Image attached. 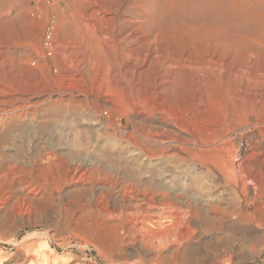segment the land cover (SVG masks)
Returning a JSON list of instances; mask_svg holds the SVG:
<instances>
[{"label":"rangeland","instance_id":"obj_1","mask_svg":"<svg viewBox=\"0 0 264 264\" xmlns=\"http://www.w3.org/2000/svg\"><path fill=\"white\" fill-rule=\"evenodd\" d=\"M43 1L48 3V18L36 5ZM90 1L33 0L31 6L35 7V13L29 14L21 8L7 16L9 21L0 20V102L26 101L52 93L69 96L82 92L81 95L85 96L82 97L83 108L74 105L69 110L65 107L62 112L60 110L50 116L47 110L43 111L38 121L43 123L44 130L54 131L59 138L61 130L70 124L79 126L84 131L82 149L79 150H86L85 155L90 152L92 157L82 156L78 160H110L108 169L114 162L119 170H130L134 172L135 179L142 178L150 183L159 182L162 178L178 180L189 172L188 165L179 160H190V155L177 147L167 149L159 156L145 155L146 148L161 147L157 134L166 130L177 134L174 128L168 127L171 124L181 125L193 135L200 128L211 125L223 123L228 129H233L248 122L252 128L235 139L236 151L241 149L238 160H245L250 150L262 143L263 136L257 128V101L264 91H257L254 102L250 94L243 90L240 92V88L264 79V0H220L222 16L182 21L157 13L156 1L161 0H97L102 7L112 9V15L116 17L123 15L132 3L139 6L146 3V7H153L152 12L139 16L141 21H145L153 14L152 23L139 29L146 35L155 32L161 35L162 46L157 53L159 64L148 61L142 65L138 62L136 67H133V59L120 60L117 46V50L109 51L106 56L96 50L94 42L87 44L89 37L86 38L88 35L81 29L79 21ZM131 13L135 16L137 11ZM55 22L60 28H55ZM109 27L113 35L122 32L119 26ZM210 61L220 62L222 70L208 71ZM126 65L133 67V75L124 72ZM238 70H242V74H237ZM203 73L206 78L200 85L198 81ZM159 77L164 78L166 90L155 97L151 89ZM104 100L111 103L110 108L104 106ZM118 121L120 127L116 125ZM31 141L30 136L26 138L24 133L0 141V163L16 161L24 169L20 176L0 180L3 182H0V195L10 194L12 190L14 194L18 193L23 185L15 188L10 183L14 179L26 178V174L30 180L43 182L71 168L68 156L64 158L66 160L59 161L35 159L37 147ZM63 148L70 151L73 147ZM128 160H144L146 163L143 162L142 169H139L140 162L131 161L130 164ZM148 160L164 161L157 164ZM197 170L203 178L201 168ZM190 186L196 189L195 183L191 182ZM76 188L81 187L64 191L62 195L47 196L40 207L43 209L35 212V219H38L34 227H22L17 233L0 231V264L22 263L26 252L19 248L27 241H36L37 250L45 253V257L56 258L63 264L84 261L107 264L108 257L117 254L112 243H107L113 239L112 233L98 224L93 215L87 217L97 209L93 202L96 194L89 192L77 200L69 198L70 191ZM194 192L192 195L196 194ZM47 231L49 235L44 236ZM241 244L239 264H264L263 244L252 251ZM212 249L211 246L208 250ZM205 254L212 256L209 251L204 252L197 264H207ZM5 260L7 262H2Z\"/></svg>","mask_w":264,"mask_h":264},{"label":"bare ground","instance_id":"obj_2","mask_svg":"<svg viewBox=\"0 0 264 264\" xmlns=\"http://www.w3.org/2000/svg\"><path fill=\"white\" fill-rule=\"evenodd\" d=\"M31 2L33 0L30 2L0 0V20L9 21L7 16L21 8H25L29 14L33 13L35 7L31 6ZM145 4L139 6L132 3L123 15L116 17L112 15V9L102 7L97 0L87 2V6L82 8L84 13L79 21L81 29L88 35L86 38L89 37L87 44L94 42L96 50L106 56L117 46V49H120H118L120 60L133 59V67H136L138 62L142 65L148 61L151 64H159L157 53L162 46L161 35L157 32L146 35L144 30L140 31L146 24L152 23L153 19L152 14L145 21L140 20L139 16L142 13L152 12L153 9L152 6L146 7ZM156 4L157 13L169 15L180 21L223 14L220 0H161L156 1ZM36 5L48 18L50 14L48 3L43 1ZM132 11H137V14L132 15ZM215 18L228 20L225 17ZM109 26L113 28L119 26L122 32L113 35V30L109 31L111 28ZM113 52L115 55V51ZM219 63L210 61L207 66L208 71L222 70ZM125 67L124 72L133 75V67L129 65ZM237 74H242V70H238ZM160 77L154 80L152 85L151 91L155 97L166 90L164 78ZM205 78L206 75L203 73V77L198 81L199 84L203 83ZM259 81L260 83L251 86L245 84L246 88H240V92L243 90L249 93L255 102L257 91L262 90V93L264 91V79ZM81 93L75 92L69 96L52 93L32 97L26 101L18 99L0 102V141H7L14 135L24 133L26 138L27 135L30 136L31 143L37 147L35 159L59 161L68 156L72 162L71 168L61 175H52L43 182L28 179L29 174L21 180H12L13 182L10 183L12 187L16 188L19 185L23 187L18 193L14 194L12 190L10 194L0 195V231L17 233L22 227H34L38 219V217L35 219V212L41 209L47 196L62 195V192L80 186V189L70 191L69 198L77 200L86 197L89 192L95 193L93 202L97 209L88 213L87 217L91 218L93 215L98 224L112 233L113 239L107 243L110 245L112 243L117 254L108 257L107 264H197L200 255L206 251L212 255L205 254L207 264H239V251L242 246L240 242L250 251L264 245V94L258 96L259 101H257L259 103L257 128L263 136V141L250 150L245 160H238L241 149L236 151L235 139L238 136L242 137L252 128L248 122L233 129H228L223 123L211 125L200 128L193 135L181 125L171 124L168 127L174 128L177 134L167 130L157 134L156 137L161 139L159 142L162 144L161 147H148L144 150L145 155L159 156L167 149L177 147L181 152L190 155V160H179L188 165L189 172L186 176L175 179L176 181L162 178L159 182L150 183L142 178L135 179L134 172L130 170V172L125 169L121 171L122 168L119 170V166L114 162L111 169H108L110 160H78L82 156L92 157L90 152L85 155L86 150H79L82 149L81 142L84 137V131L79 126L70 124L67 129H62L60 132L62 138H57L58 134L56 135L54 131L44 130L43 123L38 121L40 116H43V111L47 110V115L50 116L65 107L69 110L74 105L83 108L84 95ZM103 104L105 107L111 105L106 100ZM162 124L167 125V123ZM116 125L120 127L119 121ZM255 128L254 126V130ZM68 145H72L73 148L70 151L64 150L63 146ZM128 161L140 162L139 169H142V163L145 162L144 160ZM148 161L161 164L164 160ZM15 162L0 163V180L4 181L9 177L24 174V169ZM198 167L201 168L203 178L198 175L200 172L197 174ZM191 182L196 184V189H192ZM87 187L90 189L87 190ZM192 192L195 195H192ZM47 235L49 231L44 234ZM211 246L213 249L208 250ZM19 249L26 252L25 256L21 257L23 261L20 264H63L56 258L45 257V253L37 250L36 241H27ZM75 264L89 263L84 261Z\"/></svg>","mask_w":264,"mask_h":264}]
</instances>
